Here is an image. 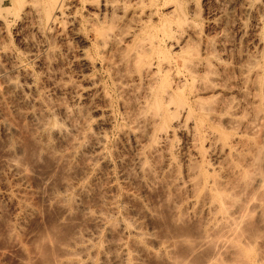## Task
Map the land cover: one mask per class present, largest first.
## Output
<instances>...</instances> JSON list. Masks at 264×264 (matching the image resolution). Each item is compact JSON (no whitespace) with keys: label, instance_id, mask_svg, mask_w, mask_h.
I'll return each mask as SVG.
<instances>
[{"label":"bare ground","instance_id":"obj_1","mask_svg":"<svg viewBox=\"0 0 264 264\" xmlns=\"http://www.w3.org/2000/svg\"><path fill=\"white\" fill-rule=\"evenodd\" d=\"M50 5L49 11L46 9L44 13L45 24L54 27L55 23H64L66 20L70 29L68 34L71 35L68 36L74 38L79 47L75 48L69 44L63 31H59L56 36V40L62 45H59L61 50L58 44L52 42L53 44L43 46L39 52L35 50L39 48L34 49L29 41L25 57L45 69V78L41 82L37 80L39 77H34L28 66L22 64L23 61H20L17 53L9 51L4 54L7 64H11L9 70L21 76L20 79L9 77L6 83L16 97L31 109L24 113L23 117L32 121L38 116L42 119L46 116L47 123L55 109L58 117H61V123L50 120L49 128L44 134L46 136L50 133L53 134L51 138H58V147L62 137L70 136L65 138H68V143L64 140L62 143H67L68 145L64 144L68 147L71 145L68 149H81L71 155L87 156L85 158L88 165L84 168L85 171L83 172L85 165L81 166V170L78 169L85 177L98 173L100 176L102 171L110 173L108 171H111L112 162L107 153V146L109 133L116 129L117 138L111 151L113 158L119 163L120 170L117 171L118 176L107 174L110 177H106L109 179L106 193L111 196L119 194L121 190L117 180L121 179L125 183V180L129 179L127 175L134 174L132 170L136 174L128 181L139 186L137 195L148 193V188L153 186L151 183L160 187L161 197L174 194V197L171 195V200H168L167 196L164 201L169 203L164 205L168 208L166 210L170 211L171 219L173 217L174 223L171 221V226L175 224L174 231L170 230L165 236H156L154 227L150 226V221L155 218L153 210L134 208L136 211L133 209L129 217L125 215V218L123 215V220L110 224L109 229L106 228L108 231L104 235L117 239H113L116 242L112 248L119 250L120 254L112 253V257H108L103 252L100 254L99 264H145L146 256L156 259L160 257L159 260L167 264H264V13H244L253 16L254 24L251 28L255 26V31L252 30L247 38H250L248 41L252 40L254 47L250 45L252 52L248 50L241 53L237 57L239 61L234 62L237 65L230 68L223 63L224 60L222 62L217 57L216 52L212 53L215 44L212 46L213 43L209 41L210 44L207 45L208 40L206 46L204 45V56L199 57V54L196 56L191 53L190 40L196 38L201 41L203 36L201 37L197 27L186 25L189 24L188 17L184 16L183 12L177 13L174 6L169 8L165 15L153 9L139 13L129 10L124 13L123 5L113 0H103L100 8L106 12L103 13L104 16L99 15L101 13H90L88 23L86 22L87 30L93 37L90 40L92 45L87 46L88 34L85 35L80 20L70 12L68 0H53ZM177 7L180 11L181 7ZM261 7L263 8L264 4H261ZM118 11L126 17L124 22H121L123 25L118 26L116 31L105 30L101 24L108 17L107 12L113 15ZM2 16L4 14L0 13V17ZM215 25L217 24L213 22L212 26ZM242 30L240 32L247 34L244 28ZM53 39L55 41V38ZM44 42L46 43L45 40ZM64 55V60L75 70L78 77L74 73L73 75L80 78V81H73L72 73L69 74L72 75L70 77L64 70H59L61 73L56 70L57 74L48 70L51 63L48 59L54 60ZM177 59L181 60V64H178ZM101 65L111 84L105 83L96 73ZM69 69L68 67L67 71ZM235 71L236 78H231ZM50 97H58V101L62 98L66 104ZM114 101L123 110L122 119L119 116V124L116 123ZM42 113L44 116H41ZM73 119L78 121L77 125ZM2 127L3 132L11 129L6 125ZM8 141L9 139L4 143V147L10 145ZM44 141H47V138ZM65 145L62 146L64 150L59 147L58 151L67 150ZM128 146L129 151L124 149ZM66 154L56 158L60 162H66L67 157L71 158L65 157ZM5 159L3 162L1 159L0 166L2 168L5 164L12 176H21L25 172L15 160ZM78 170L74 174L78 173ZM50 177L40 178V182L48 186V194L50 190L54 191V187L62 189L63 192L69 188V185H63L62 182V185L59 184L61 187L55 186ZM155 186L152 187L154 190ZM84 191V188L77 190L79 197H86L87 191L85 195ZM121 197L128 203L137 201L134 195L128 193ZM50 199L52 198H45L47 201ZM135 203L134 205H137ZM86 208H80L81 212H85ZM28 210L31 211V208ZM100 213L101 210L99 215H87L90 225L88 227L92 232L86 231L89 234L85 232L84 242L81 240L87 244L78 248L79 239L78 242H69L67 238L68 242L65 243L68 247L65 248L66 244H63L64 248L61 247L63 249L59 247L62 257H87L91 247L88 243L93 237L95 240L104 221ZM169 219L168 216V221ZM185 224L196 225V231L183 230L182 226L186 227ZM128 227L130 233L126 236ZM129 243L133 244V247ZM149 247L162 252L157 255L156 252L148 250ZM105 248L107 249V246ZM165 262L161 264H166ZM69 263L81 264L79 260L72 259Z\"/></svg>","mask_w":264,"mask_h":264},{"label":"rangeland","instance_id":"obj_2","mask_svg":"<svg viewBox=\"0 0 264 264\" xmlns=\"http://www.w3.org/2000/svg\"><path fill=\"white\" fill-rule=\"evenodd\" d=\"M113 1H115V3L117 4H120L121 6L122 5L124 6L123 7L125 8L124 13H127V11L129 10H130L129 12L139 13L141 11H147L148 9L149 10L153 9L154 11L157 10L158 12H160L161 15H165V13L169 11V8L171 7L173 8L174 6L177 9V13L183 12V15L188 17L189 24H186V25L197 27L198 31L202 34L201 37L203 36L201 38L202 42L200 41V39H196V38H192L190 40L189 45L191 49L190 51H192L191 53L192 54L195 53V55L199 54L198 55L199 57L200 55L204 56L202 53H204V49H205L204 45L206 46L207 44L206 42L208 40L207 45H209L210 43H213L211 44L213 46L215 44V46H213L215 47V50L211 52L214 54L216 52L217 57H219L221 61L224 60V62L223 61L222 62L226 64L228 67L230 66V68L234 67V65H237L235 63H237L236 61H239L237 60V57H239L241 53L243 52L246 53L248 52V50L252 52L253 48H251L250 45L254 47L252 40L248 41V39L250 40V38H247V35L249 37V34L252 32V30L255 31L254 29L255 26L251 28V26H253L254 24L253 16L245 15L244 13H264V7L263 8L261 7V4H264V0H180V1L177 0L179 2L175 0L174 1L173 0H113ZM68 2L71 7L70 12H72L77 17V19L80 20L81 27H82L81 29L84 30L85 35L88 34L87 38L89 39V41L87 43V46L92 45V41L90 40H92L93 37H92V34L87 30L86 25L88 24H86V22L90 18L89 17L90 13H96V14L101 13L99 14L101 16L103 15V13H106L105 11L102 10V8H100L103 0H68ZM52 3H53V0H0V13L4 14V16L0 17V165L4 161L5 158L7 159L10 158V161H12V159L15 160L16 164L20 165L19 167H21V169L23 167L25 171L21 175L22 177L12 176V174L9 173L10 172L9 168L5 164H4L5 167L2 165V168H1L0 166V195H1L0 196V264H55V263L62 264L64 262H65L64 264H68L69 262H71V259L75 261L79 260L81 264H86V263L88 264L90 263L92 257H93L92 263L99 264L100 254L103 252L108 257H112V253L113 255L120 254L119 250L112 248L114 245V242H116L117 239H115V237L111 238V237H107V235H104L108 231L106 228H108L110 224L112 223L113 224L119 223L121 220L124 219V217L126 218V216L129 217L130 214L139 207H141L139 210L144 209V208L149 211L153 210L152 212L154 213L155 218L153 217L154 221L153 220L150 221V226L154 227L153 230L156 236H158V234L159 236L160 235L165 236V234H169L171 231H174L173 228H176L174 227L175 224L173 225V227L171 226L173 222V217L171 219L172 215L170 216V213H169L170 211H167L168 208L166 206L169 203L167 204L164 202L165 199L167 200L166 198L167 196H168V200H171V198L174 197L173 196L174 194L173 195L171 194L173 197H171L170 194L167 195L166 197H163V196L161 197L160 193L162 194V191L160 187L156 185L158 186L157 188L154 184L151 183V185L153 186L150 185L151 188L148 186L149 187L147 191L148 193H145V195L143 194L142 196H140L139 194L137 195V193H139L137 191V189H139V186L130 184L131 181H128L130 180V178H133V175L136 174L134 171L131 170V172L134 173L132 175L127 173L128 174L127 177L129 179L125 180V183L124 181L122 182L121 179L117 180V183L120 186V190H121L119 194L117 193V195H112L113 196L112 197L109 193H106L107 191L106 186L109 180L106 177L108 176L109 178L110 173L111 175L114 174L118 176L117 171L120 170L118 169L120 168L119 163L116 162V160L113 158L112 151H111V149H113L112 144L114 141H116L115 138H117L116 129L111 130V132L109 133V144L107 146V153H108L109 158L111 157L110 161L112 162V167L110 168L111 171H108L110 173H106V171L105 172L102 171L101 172L102 174L100 173L101 174L100 176L98 175L99 174L98 173V174L92 175L93 177L92 176L85 177L84 175H81V173H79L80 172L79 170H81V166L83 167V165H85L83 167V172L85 171L84 168L86 167V165H88V160L87 158H85L87 156L80 157L79 154L78 156L71 155L72 152L73 153L74 151L79 152L78 150H81V149L80 148L68 149L71 145H69L68 147L65 144L68 143L67 139L70 136L68 135L69 136L68 137L66 135L64 137L65 138L68 137L67 139L62 137L61 142L59 141V147H60V143L63 142L62 140L67 142V143L64 142L65 144L62 143L63 145H65L64 147H67V150L62 151L64 150V148L62 147L63 145H61L60 149L62 148L63 149L61 151H58V148H59L57 144L58 138L56 137L51 138L53 137L51 136L53 134L50 135V133L46 134V136L48 135L49 137L48 136L46 137L44 134L45 132H47L49 128L48 123L50 120H51L50 122L56 121V122L61 123L60 122L61 117L60 116L58 117V114L56 113L55 109H53L55 113L52 112L54 116L51 115L47 123H45L46 116L43 117L44 122L41 121L42 117L38 115H37L38 118L36 117V119L32 121H29L23 117L24 113H26L28 110H31V109H28V105L24 103L23 101H21L20 98L16 97L15 93L11 89H9L6 83L9 77L14 76V78L15 77L19 78L21 76L12 73L9 70L11 67V64L10 63H8L10 65L7 64L8 61L6 59V55L4 54L9 51H13L17 53L19 55L20 61H23L22 64L28 66L30 70L33 72L34 77L36 79L39 77L37 80L41 82V80L45 78L44 76L45 69L43 68V66L38 65L37 63L30 62V60H28L25 57V53L28 52V49L26 50V48H28L27 45H29L30 42H31V45H33L34 49L39 48V49H35L39 52L42 51V49L45 46H48L52 42L55 43V45L58 44L57 46L59 48L62 45L61 43H59V41H57L58 39L56 40L57 38L56 36L60 32L63 31L66 34L68 43L71 44L75 48L79 47V44L76 43V40L70 37L71 35L68 34V32H70V29H69V25L66 23V20L65 21L63 20L64 23H62V21L57 22L59 24L55 23L54 27L53 25L51 26V25L45 24L46 20L44 17V13L47 10L49 11L50 9L49 5ZM154 5H157V6H154ZM177 5L181 7V10H180L181 12L179 11V8L177 7ZM120 12L121 11L115 12L113 13V15H109V12H107L108 15L106 14V16L108 17H106V19L101 24L104 26L105 30L109 32L116 31L118 26L120 27L123 25L121 22H124V19H126V17H124ZM213 22L217 25L212 26ZM209 23H212V24H209ZM243 28L246 30L245 33L247 34L242 33ZM65 29L66 30L68 29V30L66 31ZM240 30L242 31L240 32ZM247 30L248 31L250 30V32H248ZM53 35L55 36L53 37ZM53 38H55V41ZM203 38L204 40H202ZM44 40L46 41V43L44 42ZM59 49L61 50L62 47H60ZM222 49L224 51L226 50V52H223ZM62 54H65V53H62ZM64 57L65 55L59 57L62 59L54 58L53 60V58H51L53 61L48 59V61L52 63V64L50 63L49 65L50 68L48 70H50V72L51 73L53 72L54 74L55 73L57 74L59 70H64L68 72V75L71 73L72 75L73 73L75 75L76 74L75 70L72 69V67L67 64L68 62L64 60ZM176 61H178V64H181V60L177 59ZM66 67L67 68L69 67L70 69L67 71ZM181 67L182 66H180V68ZM64 68H66V70ZM52 69H54V71ZM59 73L61 72L59 71ZM96 73L103 78L105 83L111 84L110 78L107 76L108 75L107 72L102 68V65L101 67L99 66L97 68ZM233 74L234 75L230 74V76L231 75L233 76L231 78H236L234 76L237 74V71H235V73ZM74 75L72 77L70 75L69 76L71 77L73 81H76V80H77L76 82L80 81V78H77L78 75L76 74L77 77H75ZM55 98H57V100ZM52 99L54 101L55 100L58 101V97H54ZM53 100L51 101L53 102ZM60 101H61V104L62 103L66 104V101L64 99L61 98L58 102L60 103ZM113 105H115L113 106V108L115 112L116 123L119 124L121 122L120 117L121 119L123 117L122 116L123 110L116 101H114ZM55 114H57V116ZM41 116H44V114ZM75 120H74V123L76 122V125H77L78 121H75ZM3 125L4 126L6 125V127L11 128V129L3 132V127H2ZM13 128L14 130L12 131ZM5 134H8V136ZM46 138H47V141H44L46 140ZM71 138L69 140H71ZM8 139L10 141V145L9 146L5 145L6 147H4L3 145L4 143L7 142ZM53 139H56V140H53ZM70 143L71 142H69V144ZM124 149L125 150L127 149V151L130 150L129 146L125 147ZM66 153H68V155ZM64 154H66L65 157L71 156V158L67 157L68 160L65 158L67 160L66 161L67 163L65 162V160L64 161L62 160L64 164L66 163L65 165L62 162L58 161V158H56L58 155L64 156ZM79 157L81 159L85 158L82 161L84 162L86 160V162L82 164L83 162L79 161L81 160L79 159ZM54 158H56V161L61 163L62 165L60 166L59 163L57 164V162L54 161L55 160ZM1 159H2V162H1ZM7 159H5V161H7ZM76 170H78V173L76 172L78 177H76L77 176L76 175L74 176L75 178H73V175L76 174V173L74 174ZM46 177H50L54 181L55 186L61 187L59 185L61 184V182L63 185L64 183L69 185V188L66 189L68 192H66V190H64L63 192L62 189L58 187L57 188L54 187V191H51L49 189L51 193L49 191V194H48L47 193L48 191H46L48 190L47 189L48 186L40 182L42 181V179ZM78 178L79 179L81 178L80 180L82 181H80ZM145 181H147V179H145ZM74 182H76V184ZM154 186H155V190L154 188H152ZM126 187L128 188L131 187V188L128 189ZM78 188L80 189L84 188V190L87 191L86 197L85 196L79 197L80 193L77 192V190H80V189ZM85 191H84V195H85ZM77 193L79 194H78V197L76 198L75 196ZM126 193L134 195L136 198L135 200H137L139 203L134 200L131 201L132 204L130 203V201L129 203L126 200L124 201L123 200L124 197L122 198L121 195L123 196V194H126ZM45 198L46 199L52 198V199L47 201L45 200ZM56 199L57 201L58 199L60 200L58 201L60 204L55 201ZM77 199L79 200L77 201ZM121 199L123 200V202ZM159 199H160V202H159ZM154 201H156L157 203L156 202L154 203ZM107 202L110 204H108ZM161 202H162L163 207L166 206L165 208L161 206ZM134 203L137 205H134ZM12 205L14 206V208ZM24 205H26L27 207H25ZM82 207H85V208L87 207L86 209L88 211L86 210L85 212L82 213L81 212L82 210L80 209ZM152 207L154 209H157V211L154 210ZM160 207H161V210H160ZM30 208H31V211L28 210ZM110 208L111 209L115 208V209L111 210ZM33 209L35 212L33 211ZM77 209H79L80 211L78 210L77 212ZM97 210H98V213H96ZM100 210L102 212L100 213V215L104 218V221H103L101 228H99V234L95 236V240H93L94 237L92 239L94 242L91 240L90 243H88V245H91V247L89 248L87 252V257L81 258V257H77V255L75 257H69V256L62 257V254L59 251L64 248L63 244L65 245L68 242L66 241L67 238L69 242L71 240L78 242V239H79V242L77 245L78 248L85 246L87 244L86 242L83 243L84 242L83 240H85L84 238L86 237V236L84 237L83 235L86 234L87 232L89 233L92 232V229L89 228L90 227L89 221H88L89 218L87 217V215L88 216L90 214L99 215ZM62 212L64 213L62 214ZM158 212H159V215H158ZM84 213L86 214L85 216H84ZM16 214L18 216H16ZM167 215L170 217L169 219L170 221H168ZM132 216L133 215H131V217ZM85 221L88 223H86ZM184 226L186 227L182 226L183 230L187 229L191 231L193 229L192 232H194L197 229L196 225L193 226L191 224H188V225L185 224ZM166 231L168 232L165 233ZM129 233H130V228L128 227L126 229L125 235L128 236ZM72 235H73V239H71ZM113 239L116 241H114ZM129 245L131 244L129 243ZM106 246H107V249L105 248ZM17 247L19 248V250H17L18 249ZM59 247L60 248L63 247V248L60 249ZM66 247H68L67 244L65 245V248ZM131 247H133V244L131 245ZM128 248L130 247L128 246ZM148 250L150 251L152 250L153 252H156L157 255H158V252L159 253L162 252L159 249H152L150 247L148 248ZM90 253L91 254L93 253V254L91 255ZM147 257L149 258L147 259ZM159 258L160 257H157L156 259V257H153V256L152 257L146 256V258H144L145 264H155V263L161 264L165 262V261L163 262L160 259L162 261L160 263Z\"/></svg>","mask_w":264,"mask_h":264}]
</instances>
